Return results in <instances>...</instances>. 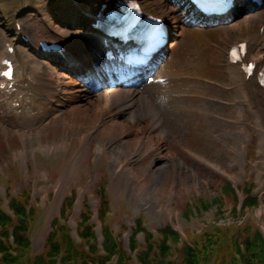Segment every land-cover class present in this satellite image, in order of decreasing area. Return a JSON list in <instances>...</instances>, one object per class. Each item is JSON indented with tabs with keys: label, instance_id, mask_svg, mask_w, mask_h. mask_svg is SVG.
Masks as SVG:
<instances>
[{
	"label": "rangeland",
	"instance_id": "rangeland-1",
	"mask_svg": "<svg viewBox=\"0 0 264 264\" xmlns=\"http://www.w3.org/2000/svg\"><path fill=\"white\" fill-rule=\"evenodd\" d=\"M48 1L0 2L9 17L30 5L35 7V18L21 25L26 33L37 22L39 38L70 34L68 29L54 27ZM62 1L75 8L79 5L72 4L73 0ZM77 1L86 6L95 0ZM140 1L147 10H157L155 3L159 0ZM158 11L168 14L179 27L178 38L158 74L136 89L133 103L123 113V98L110 100L112 90L102 94L105 96L100 102L92 100L97 93L84 95L77 90L76 94L61 95L63 99L52 94L59 88L53 82L69 86L72 79H57L54 75L59 72L50 68L40 69V75L37 69H31L37 65L33 53L19 54L25 70L16 76L12 94H0V193L7 189L11 195L31 192L30 204L35 207L33 253L44 251V237L53 219L61 217L63 201L72 194L75 205L67 222L70 238L82 249L75 230L83 206L93 215L99 237L101 189L109 203L105 223L126 252L138 221L158 240L156 230L170 224L183 239L185 235L187 239L188 235L200 238L199 245L212 228L227 225L230 229L231 223L240 220L256 224L264 234L260 207L246 209L241 217L233 213L231 200L214 202L227 180L240 187L254 185L252 192L264 198V142L256 123V115L262 116V112L251 89L246 86V93L241 94L232 82L235 73L228 68L224 53L235 39L256 36L257 29L242 25L233 30L185 28L178 23L180 12L168 2ZM40 14L47 21H40ZM4 34L0 30V46L6 39ZM74 36L70 35L68 42ZM159 78L166 81L157 83ZM60 91L73 92L75 86L68 90L63 86ZM249 99L254 110L248 105ZM147 105L161 118L156 128L151 123L154 116L145 112ZM129 128L143 131L127 134ZM148 137L154 139L150 143L160 145L161 151L148 153ZM202 200L210 202L205 209H197L194 214L186 210L189 205L194 209ZM241 234L238 239L243 242L245 234ZM228 237L221 235L224 245L218 254L222 257ZM138 240L142 248L143 236ZM180 254L173 252L174 260H181ZM220 260L214 256L209 264H220Z\"/></svg>",
	"mask_w": 264,
	"mask_h": 264
},
{
	"label": "trees",
	"instance_id": "trees-1",
	"mask_svg": "<svg viewBox=\"0 0 264 264\" xmlns=\"http://www.w3.org/2000/svg\"><path fill=\"white\" fill-rule=\"evenodd\" d=\"M105 204V199L102 200ZM257 203V198L252 197L246 202L247 205L253 206ZM69 206L70 203H67ZM9 206L13 211V218L9 215H6L3 210L0 208V235H8L9 228L13 229L12 235L14 244L17 246L16 250L18 251V258H14L9 255L7 252L8 245L0 240V253L3 254V257L0 259V264H19L17 259L21 257H27L28 251V214L26 212V207L20 202L12 199ZM64 210L62 211L63 214ZM102 218L104 216L103 211ZM82 221L78 225L81 227L79 232V237H81L86 243L91 238H94L92 232V226L88 223L89 215L82 214ZM53 224L57 226V220L53 221ZM54 226V227H55ZM60 230L65 233L64 229L61 227ZM142 231L145 236L144 248L141 251L136 252L137 263L138 264H177L176 260L173 258V252H180L181 254V264H208L212 256L211 248H213L212 239H207L205 246L198 248L196 245L183 244L182 247L177 246L178 234L174 233L169 227L159 231L161 238L159 241L153 240L152 234L148 231L141 228L140 224L135 229V233ZM135 233L132 234L130 239V250L134 251L138 248L135 241ZM66 238L65 242V255L63 259L64 264H70L69 262L73 261L74 264H107L111 261V257L115 256L118 258L116 264H132V261L129 257H126L125 251L117 243L114 236L111 232L104 228L103 236L104 242L102 248L104 249V255H97V248L95 245L90 244L88 251H76L72 248V245L69 242V238L66 234H63ZM55 236V231H52L47 236V244L50 245L49 257L55 256L58 252L59 244L57 241L53 242ZM7 239V238H6ZM171 242V245L169 243ZM234 242V241H233ZM174 244V246H172ZM235 249L229 251L228 248L225 249L223 257H221L220 264H264V240L261 239L259 232L256 230L254 234L247 235L244 240V250L240 252L237 246L238 243H235ZM236 252V253H235ZM237 253L241 259H237ZM69 261V262H68ZM31 264H51L49 261H46L42 256L33 257Z\"/></svg>",
	"mask_w": 264,
	"mask_h": 264
},
{
	"label": "bare ground",
	"instance_id": "bare-ground-1",
	"mask_svg": "<svg viewBox=\"0 0 264 264\" xmlns=\"http://www.w3.org/2000/svg\"><path fill=\"white\" fill-rule=\"evenodd\" d=\"M249 20V19H248ZM252 21V19L250 18V22ZM251 83H250V85H252V90H253V92L255 93V94H257V93H259L260 92V89H258L257 88V85H255L253 82L254 81H250ZM82 111H83V109H82ZM81 111V112H82ZM145 112H147L146 114H148L149 113V115H152V116H154L153 117V119H152V121H153V124H155L156 125V123L155 122H157V119H156V116H157V113H154V111L150 108V105H147V107H146V111ZM78 114H80V113H78ZM157 118L159 119V117L157 116ZM139 131H141V130H138V131H136V130H134L133 128H129V130H128V132H127V134L128 133H133V132H139ZM143 131V130H142ZM142 131L140 132V133H142ZM264 138V137H263ZM152 141H154V139L152 138V137H148L147 139H146V145L147 144H149L150 142H152ZM148 146V145H147ZM157 148H155L154 150H156ZM116 160V159H115ZM154 175L156 176L157 175V173L156 172H154ZM264 214V210L263 209H261V210H259V212H258V215L259 214Z\"/></svg>",
	"mask_w": 264,
	"mask_h": 264
}]
</instances>
